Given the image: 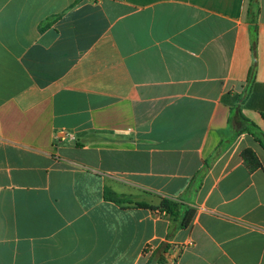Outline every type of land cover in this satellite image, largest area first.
<instances>
[{
  "label": "crops",
  "instance_id": "0c3cea01",
  "mask_svg": "<svg viewBox=\"0 0 264 264\" xmlns=\"http://www.w3.org/2000/svg\"><path fill=\"white\" fill-rule=\"evenodd\" d=\"M256 3L0 0V264H264Z\"/></svg>",
  "mask_w": 264,
  "mask_h": 264
},
{
  "label": "trees",
  "instance_id": "16d2710c",
  "mask_svg": "<svg viewBox=\"0 0 264 264\" xmlns=\"http://www.w3.org/2000/svg\"><path fill=\"white\" fill-rule=\"evenodd\" d=\"M256 4H257L256 0H249V7L247 8V20L249 22V34H250V40H251V51L253 55V63L249 70V74L247 78V86L243 93V100L251 92L252 84L254 83L256 71H257L258 26H257ZM47 26L48 24L46 26H41L40 30L43 31L44 29L47 28ZM262 116L264 119V113L262 114ZM243 159L247 161L251 169H255L260 166L259 162L253 156V153L251 150L247 149L243 152ZM105 195L108 200H112L119 204H124V203L132 204L133 203V201L125 197H120L113 191H106ZM134 204L140 207H150L146 203L136 202ZM182 207H183V204H181L180 202L174 199H171V198L164 197L158 209L160 212H164L176 220L180 218V228L185 229L192 222L193 217L196 213V209L194 207H188L184 212H182ZM168 249H169V244H166V243L154 249L149 256L147 264H153V261L155 258L160 259V262H162V259H164L163 255L168 252ZM149 251H150V247H146L144 250L145 254H148Z\"/></svg>",
  "mask_w": 264,
  "mask_h": 264
},
{
  "label": "built area",
  "instance_id": "2783aa9c",
  "mask_svg": "<svg viewBox=\"0 0 264 264\" xmlns=\"http://www.w3.org/2000/svg\"><path fill=\"white\" fill-rule=\"evenodd\" d=\"M175 249H176V248L172 246V250L174 251ZM170 250H171V248H170ZM170 250H169V251H170ZM152 251H153V250L150 248V252H151V253H152ZM172 263H173V260H172Z\"/></svg>",
  "mask_w": 264,
  "mask_h": 264
}]
</instances>
